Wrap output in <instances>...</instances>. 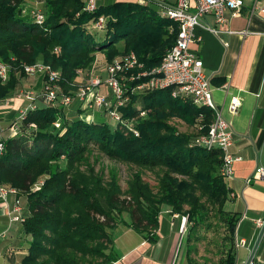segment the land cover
<instances>
[{"label": "trees", "instance_id": "trees-1", "mask_svg": "<svg viewBox=\"0 0 264 264\" xmlns=\"http://www.w3.org/2000/svg\"><path fill=\"white\" fill-rule=\"evenodd\" d=\"M30 1L37 0H0V61L11 67L8 79L0 80V98L16 93L19 78L26 76L25 64L42 61L61 75L57 100H40L28 110L19 132L5 138L0 155L2 185L26 200L24 220L19 222L28 237L21 263L109 264L111 232L126 222L124 213L130 226L149 233L167 207L170 214L186 216L189 240L210 213L219 214L230 234L220 264H234L237 218L224 209L229 197L220 173L222 153L197 142L208 131L212 111L171 97L169 89L145 90L130 94L118 108L122 121L112 125L107 120L86 121L75 97L78 71L89 70L99 52L110 62L132 51L143 69L157 66L175 41L173 21L162 17L152 2L116 1L97 4L88 12L84 0H38L45 13L38 25L22 14ZM100 16L103 27L94 30ZM63 96L71 97L69 105L60 103ZM172 117L194 131H180L170 122ZM91 145L138 169L158 170L156 184L152 187L134 171L122 190L115 177L104 181L92 168L82 169ZM39 180L43 183L34 188Z\"/></svg>", "mask_w": 264, "mask_h": 264}, {"label": "crops", "instance_id": "crops-1", "mask_svg": "<svg viewBox=\"0 0 264 264\" xmlns=\"http://www.w3.org/2000/svg\"><path fill=\"white\" fill-rule=\"evenodd\" d=\"M116 1L135 2L97 0V4ZM164 1L173 3L176 0ZM207 21L214 24L210 17ZM221 29H229L232 33L222 32L216 36L196 27L194 32L200 39L192 41L189 47L202 60V69L210 79L212 99L234 131L229 151L239 159L233 163L232 176L226 179L229 198L224 209L237 218L233 245L236 240H245L244 246L235 248L234 264H243L248 260L264 264V226L257 225V221H264V179L246 183V178L256 167L264 168V16L250 15L243 8L238 15L229 17L228 23ZM224 84L228 85L226 91L222 88ZM232 95H239L242 101L235 114L227 110ZM24 103L15 100L10 108L0 111V124L4 128ZM4 134L9 133L6 131ZM13 199L10 194L9 207ZM21 201L25 213L26 200ZM6 212L7 208L0 202V264H22V258L27 253L28 237L22 232L21 224L10 221ZM123 218L126 222L116 224L111 232L112 260L109 264L201 262L190 250L186 216L170 214L164 207L163 213L157 216L156 227L149 233L130 226L129 219ZM181 237H185L186 244L176 255ZM240 250L243 257L239 259Z\"/></svg>", "mask_w": 264, "mask_h": 264}, {"label": "built area", "instance_id": "built-area-1", "mask_svg": "<svg viewBox=\"0 0 264 264\" xmlns=\"http://www.w3.org/2000/svg\"><path fill=\"white\" fill-rule=\"evenodd\" d=\"M138 4L154 3L158 7V12L162 17L173 21L176 26L175 41L173 45L163 55L160 63L149 69H143L142 63L139 62L136 54L132 51L115 56L105 67V77L92 75L89 69L90 77L84 86H80L75 97L84 110L103 111L107 121L114 125L122 121L118 108L124 105L130 98V94L141 93L145 90L169 89L173 98L181 100H190L198 106L210 109L213 114L212 121L206 134L201 135L197 142L207 149L216 147L222 153V165L220 168L221 175L228 179L233 174V163L239 157L233 156L229 147L233 141L234 131L229 120L223 117L220 108L216 106L211 95L210 79L205 75L202 69V60L189 47L194 40H199L194 29L201 27L208 30L214 35L222 32L232 33L231 30L221 29V26L227 24L229 17L238 15L243 8H246L250 15L259 14L264 16V0H176L173 3L164 0H135ZM97 7V0H84L83 10L93 11ZM30 17L33 21L41 25L44 21V14L39 11H33ZM210 17L214 24H210L207 18ZM104 21L100 16L94 23L93 27L101 29ZM172 31L173 26L169 27ZM10 65L0 61V80L2 82L8 79ZM26 75L42 74L43 86L41 92L34 95L29 90H20L13 96L0 98V111L11 107L15 100L26 102L18 107L17 114L10 121L9 125L4 128L0 124V155L4 151L5 136L16 135L20 130V122L25 118L30 109L37 106V100L45 104H53L58 97L59 86L57 81L60 78V71L52 68L49 64L34 62L30 65H23ZM79 70L78 73H82ZM145 79V80H142ZM130 82H134L128 87ZM104 86L107 94L100 90ZM222 88L226 91L227 84ZM70 96H63L60 103L69 105ZM239 95H232L227 104V110L230 114H235L241 106ZM144 111L140 112L143 115ZM201 118V115L199 116ZM58 125V123H55ZM30 126L34 127L33 123ZM137 136L135 128H129ZM264 179V168L256 167L254 171L246 178V183L254 180ZM43 180L34 184V188L39 187ZM13 195L14 199L11 206H8V197ZM0 202L3 207L7 208L6 215L10 221L21 222L24 220L23 206L17 191L14 188H7L2 185L0 180ZM259 227L264 226V221H257ZM245 245L244 239L235 241L234 248ZM243 264H256L252 260L245 261Z\"/></svg>", "mask_w": 264, "mask_h": 264}, {"label": "rangeland", "instance_id": "rangeland-1", "mask_svg": "<svg viewBox=\"0 0 264 264\" xmlns=\"http://www.w3.org/2000/svg\"><path fill=\"white\" fill-rule=\"evenodd\" d=\"M39 10L44 16V7L43 3L40 1H30L23 5L22 14L30 16L33 11ZM94 30L97 28L94 27ZM99 35H103V32H100ZM102 38V36H101ZM113 59V58H112ZM37 63H43L42 61H36ZM109 61L105 60V57L102 53H97L96 60L91 66L90 70L92 75H97L99 77H105V67ZM45 64V63H44ZM90 72L88 69L83 70L82 73H78L74 79L75 84L84 86L87 84L90 77ZM43 75L42 74H33L26 75L19 78V83L17 86V91L20 90H29L34 92V95H37L41 92L43 86ZM100 90L107 94V89L104 86L100 87ZM38 104L40 100L38 99ZM81 105V104H80ZM81 108L84 109V106L81 105ZM86 121H92L96 119L108 120L103 111H88L84 110V113L81 115ZM170 122L174 124L180 131L191 133L194 131L193 126H189L184 123L182 120L172 117ZM6 137L7 135L4 134ZM84 164H82V169L92 168L96 173H98L104 181H108L111 177H115L121 189L124 190L127 186V180L134 171H139L144 181L148 182L152 187L156 184L158 170H145L138 169L133 165L124 163L120 160L110 158L106 155H103L95 146L91 145L89 151L86 153ZM24 201V198H21ZM24 204V203H23ZM163 213V211L161 212ZM121 217H126L129 219V216L124 213ZM188 231L190 230V224H188ZM197 237L195 240L194 237ZM230 234L227 233L225 229V224L217 213H210L208 220L203 225H200L196 228L195 232H191L190 240L192 245H190V250L196 256L200 258L201 262L199 264H220V260L224 257V251H226L230 246L229 241ZM186 244L185 237H181L177 253H181V250ZM243 257V251H239V259Z\"/></svg>", "mask_w": 264, "mask_h": 264}]
</instances>
